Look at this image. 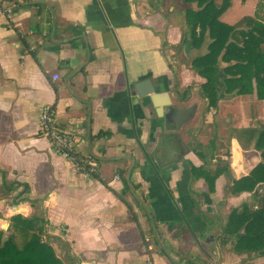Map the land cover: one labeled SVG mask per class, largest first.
<instances>
[{"label": "crops", "instance_id": "1", "mask_svg": "<svg viewBox=\"0 0 264 264\" xmlns=\"http://www.w3.org/2000/svg\"><path fill=\"white\" fill-rule=\"evenodd\" d=\"M163 1L0 0V9L11 10L0 16V230L8 234L14 214L42 211L49 235L64 233L68 250L50 244L64 264H264V257L221 251L217 236L223 216L250 196L226 188L259 163V152L231 140L228 172L211 192L190 169L217 164L200 145L264 126V101L238 95L206 111L203 79L185 62L179 70L173 49L164 47L182 33L163 16ZM256 4L231 0L220 21L252 17ZM146 80L160 104L197 105L179 137L163 130L150 95L137 97L135 86ZM43 105L59 129L77 124L83 131L77 150L95 160L94 177L39 135ZM214 219L219 226L206 221Z\"/></svg>", "mask_w": 264, "mask_h": 264}, {"label": "trees", "instance_id": "2", "mask_svg": "<svg viewBox=\"0 0 264 264\" xmlns=\"http://www.w3.org/2000/svg\"><path fill=\"white\" fill-rule=\"evenodd\" d=\"M178 1L195 7L183 9L185 30L181 32L180 41L169 46L165 43L164 47L172 48L175 57L186 47L197 50L205 47V51L190 59L187 65L203 79L199 91L208 101L206 111H217L225 98L238 95L254 94L259 101H264V0H257L252 17L245 16L232 25L220 21L231 6V0ZM183 93L186 94L185 89ZM237 133L225 141L216 137L199 146L207 154L213 150L212 155L207 156L210 162H217L214 167L190 165V169L192 178H203L207 191L211 192L218 175L228 172L231 140H241L242 150L251 147L259 152V163L226 188L227 195L249 192V200L230 208L222 218V230L217 232L221 251L259 258L264 257V126L238 129ZM224 148L226 160L220 158V149ZM27 190L28 187L23 186V193ZM41 212L31 218L20 214L10 217L8 234L0 230V264H64L50 245L54 239L63 250H68L64 233L61 232L60 237L50 236L48 230L52 227ZM206 221L213 227L219 226L218 219ZM72 264L79 263L73 260ZM171 264L180 263L171 260Z\"/></svg>", "mask_w": 264, "mask_h": 264}, {"label": "built area", "instance_id": "3", "mask_svg": "<svg viewBox=\"0 0 264 264\" xmlns=\"http://www.w3.org/2000/svg\"><path fill=\"white\" fill-rule=\"evenodd\" d=\"M0 16L10 17L11 10L0 9ZM55 79L57 76L54 77ZM80 131L77 124L72 125L68 131L59 129L54 122V114L50 106L43 105L39 112L38 133L49 140L56 154L73 164L74 168L84 177H90L97 173V164L93 158L80 155L77 146L79 144ZM63 231L64 229L61 228Z\"/></svg>", "mask_w": 264, "mask_h": 264}, {"label": "water", "instance_id": "4", "mask_svg": "<svg viewBox=\"0 0 264 264\" xmlns=\"http://www.w3.org/2000/svg\"><path fill=\"white\" fill-rule=\"evenodd\" d=\"M146 85L149 86V88L141 91L140 89ZM134 89L137 97L150 95L149 98L151 99V103L153 105L155 114L158 118L162 120L163 130L167 132H173L178 137H179V131L181 130L180 128L184 124L192 120L196 113V109H197L196 104H192L191 106L181 108L171 103V101H169L166 104L158 103L156 101L155 94H152L153 88L151 87L150 82L147 80L138 83V85H136Z\"/></svg>", "mask_w": 264, "mask_h": 264}, {"label": "rangeland", "instance_id": "5", "mask_svg": "<svg viewBox=\"0 0 264 264\" xmlns=\"http://www.w3.org/2000/svg\"><path fill=\"white\" fill-rule=\"evenodd\" d=\"M161 4H162V7H163V16H165L166 19L171 21L176 26V28H177V30L179 32L184 31L185 30V23H184V20H183V9L185 7L194 8L195 6L194 5L190 6V5L182 4L178 0H167V1L161 2ZM203 50L205 51V47L204 46H203ZM203 50H202V52H203ZM199 53H200V50H197V49H186L184 54L183 53H179L178 56L175 58L176 59V64L180 65L183 62L188 64L189 60L194 58V57H196ZM185 63H183V64H185ZM181 66L182 65H180L179 70H181V68H182ZM249 100H250V98H249ZM249 103L250 102L248 101L247 105L245 104L246 106H245L244 110L246 112V115H245V117L241 115V120L242 119L243 120H245V119L247 120V118L249 116V110H248ZM200 105L202 106V104H200ZM238 107H239V105H238ZM206 131L204 133L205 137H203L202 143L205 142L208 139V133H207L208 131L207 132ZM231 131H234V128L231 127ZM239 142L242 143L241 140H239ZM239 142H238V144H239ZM225 157H227V156H225Z\"/></svg>", "mask_w": 264, "mask_h": 264}, {"label": "bare ground", "instance_id": "6", "mask_svg": "<svg viewBox=\"0 0 264 264\" xmlns=\"http://www.w3.org/2000/svg\"><path fill=\"white\" fill-rule=\"evenodd\" d=\"M57 27V26H56ZM55 32V31H54ZM40 33V32H39ZM55 34H57V33H55ZM55 34L53 35V36H55ZM49 36V35H48ZM26 37V36H25ZM57 37V36H56ZM65 43V42H64ZM39 136V135H38ZM3 176V175H2ZM10 190V189H9ZM14 197V196H13ZM6 204V203H5ZM40 212V211H39ZM42 213V212H41ZM10 223V222H9ZM41 225V224H40ZM40 229H42V228H40ZM37 231V230H36ZM42 232V231H41ZM40 235V234H39ZM49 238V237H48ZM46 243V242H45ZM44 243V244H45ZM213 243V242H212ZM213 249V248H212Z\"/></svg>", "mask_w": 264, "mask_h": 264}, {"label": "flooded vegetation", "instance_id": "7", "mask_svg": "<svg viewBox=\"0 0 264 264\" xmlns=\"http://www.w3.org/2000/svg\"><path fill=\"white\" fill-rule=\"evenodd\" d=\"M191 106V105H190Z\"/></svg>", "mask_w": 264, "mask_h": 264}]
</instances>
